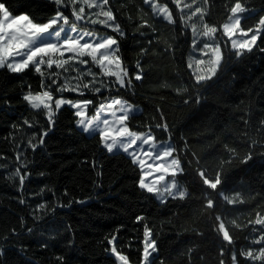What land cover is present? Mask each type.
Masks as SVG:
<instances>
[{
  "label": "trees",
  "instance_id": "16d2710c",
  "mask_svg": "<svg viewBox=\"0 0 264 264\" xmlns=\"http://www.w3.org/2000/svg\"><path fill=\"white\" fill-rule=\"evenodd\" d=\"M153 1L165 5L169 21L157 16L146 0H111L123 37L110 28L78 23L116 36L130 75L134 78L139 70L142 79H133L130 89L98 95L53 91L56 97L92 100L89 116L104 97H122L139 106L140 112L127 122L129 130L149 132L155 142H171L181 164L177 179L186 194L160 202L139 189L135 215L120 203L97 197L105 181V168L99 171L96 165L99 135L83 133L74 110L64 106L44 145L33 153L27 140L47 128V119L34 115L23 95L40 91L41 77L31 69L19 75L0 69V264H61L58 256L65 264H117L113 246L129 264H140L146 232L155 247L150 264H248L243 249L258 217H264V29L253 47L238 53L222 26L240 5L246 10L240 28L253 29L264 17V0ZM0 2L12 14H27L39 24L57 10L49 0ZM60 10L74 19L70 5ZM201 26L216 28L222 54L215 73L205 79L196 78L191 67L193 29ZM26 119L39 123L29 129ZM17 151L31 161L22 169L30 173L23 193L17 190L18 179H7L17 166ZM21 195L25 204L19 203ZM57 201L72 203L34 220L40 203L54 206Z\"/></svg>",
  "mask_w": 264,
  "mask_h": 264
},
{
  "label": "snow or ice",
  "instance_id": "6c2138e0",
  "mask_svg": "<svg viewBox=\"0 0 264 264\" xmlns=\"http://www.w3.org/2000/svg\"><path fill=\"white\" fill-rule=\"evenodd\" d=\"M49 2L54 3L57 10L55 15L44 24L34 22L27 14L14 15L4 3L0 2V69H6L8 73L17 75L31 69L41 77V90L27 92L23 95V101L34 110V115L46 117L47 128L42 126L38 137L33 132L27 140V147L35 153L38 147L44 145V137L52 130L57 114L67 106L74 110L73 114L77 117L75 123L83 133L89 136L99 135V144L107 153L118 155L123 152L131 156L132 163L140 168L138 187L151 192L148 177L151 174V167L154 166L148 162L150 161L148 156L152 150L148 148L142 134L130 131L127 126L128 120L135 112L134 106L122 97H104L95 114L86 118V112L93 104L92 100L69 99L63 95L57 98L53 91L55 87V92L61 94L72 92L83 97L87 91L98 95L104 90L110 92L113 89H130L133 86V79L136 81L143 78L139 70L134 78L130 75L122 61L119 40L116 36H98L95 31L78 26L77 22L81 21L92 25L99 24L106 29L110 28L118 37H123L121 36L123 29L109 7L111 0H80L78 8L76 0H49ZM105 3L110 16H105L102 20L100 17L105 11ZM69 4L73 6L74 19H70L60 10L62 6L67 7ZM86 9H99V11L88 12ZM93 68L98 71H94ZM23 123L29 129H34L39 121L26 119ZM13 127L15 128L16 125ZM23 135L22 132L21 140ZM16 148H20L19 142L16 143ZM16 161L17 166L7 179L10 181L18 179L17 190L23 193L25 181L30 173L22 169H27L31 161L23 151H17ZM43 192L44 189H41L37 194ZM67 194L65 191L64 195ZM19 203H26L23 195ZM71 203L72 201H69L64 205L57 201L54 206L40 203L33 212V218L41 220L44 215L54 213L57 207H70ZM75 203L83 204L85 201L77 200ZM37 212L41 214L37 215ZM140 219L142 217H137V220ZM23 223L21 218V224ZM32 231V228L28 229L29 233ZM115 239L113 236L108 243L112 245ZM111 253L119 264H128V258L119 253L116 247L111 248ZM0 255H3L2 247H0ZM56 259L61 264H65L64 257L58 256Z\"/></svg>",
  "mask_w": 264,
  "mask_h": 264
},
{
  "label": "rangeland",
  "instance_id": "374dc122",
  "mask_svg": "<svg viewBox=\"0 0 264 264\" xmlns=\"http://www.w3.org/2000/svg\"><path fill=\"white\" fill-rule=\"evenodd\" d=\"M146 2L157 16L168 21L170 20L171 16L165 5L158 4L153 0H146ZM69 5L73 11V6L71 4ZM79 5L80 0H76V7L78 8ZM106 9L107 5L105 3V11L100 17L102 20L105 19V16H110ZM86 11H99V9H86ZM245 13L246 10L240 5H235L230 17L222 26V31L228 39L230 47L238 53L248 51L253 47L264 29V17L253 29H241L239 23ZM81 22L85 23V21ZM215 31L216 28L213 26H201L193 29L195 37L193 39L191 67L198 79H205L212 76L222 60L220 46L215 38ZM97 35L99 36L100 34L97 33ZM133 106L135 108L134 114H138L141 108L137 105ZM91 116L86 112V118H90ZM140 134H142L143 139L147 142L148 148L152 150V153L148 156L150 160L148 162L154 166L151 167V174L148 177V183L152 188L151 193L160 202L170 197L184 196L186 190L177 179V174L180 173L179 160L173 154L171 142H155L149 132ZM99 155L100 158L99 160L96 159V165L99 171L100 167L105 168V181H103V184L101 183L97 197L120 203L122 206H126L128 211L134 212V195L140 189L138 187L140 178L139 166L133 164L131 156L123 152H120L118 155H113L107 153L101 147ZM130 214L135 215L136 211ZM222 231L227 238V234L223 228ZM154 253V243L150 236L147 235V240L144 242L143 258L140 264H150ZM243 254L247 258L248 264H264L263 216L258 217L250 240L243 249ZM117 264H119L118 261Z\"/></svg>",
  "mask_w": 264,
  "mask_h": 264
},
{
  "label": "water",
  "instance_id": "95a60500",
  "mask_svg": "<svg viewBox=\"0 0 264 264\" xmlns=\"http://www.w3.org/2000/svg\"><path fill=\"white\" fill-rule=\"evenodd\" d=\"M179 169H180V172H181V164H180V162H179Z\"/></svg>",
  "mask_w": 264,
  "mask_h": 264
}]
</instances>
